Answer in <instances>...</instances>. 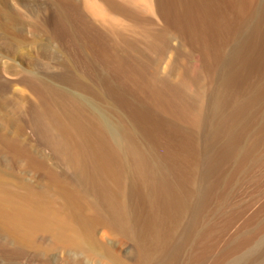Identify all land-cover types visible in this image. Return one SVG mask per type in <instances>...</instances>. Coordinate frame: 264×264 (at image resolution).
Masks as SVG:
<instances>
[{
  "label": "rangeland",
  "instance_id": "1",
  "mask_svg": "<svg viewBox=\"0 0 264 264\" xmlns=\"http://www.w3.org/2000/svg\"><path fill=\"white\" fill-rule=\"evenodd\" d=\"M117 1L124 9L110 0L62 2L67 11L56 0H0V83L14 102L0 119L22 117L25 111L15 108L27 110L42 97L61 99L59 109L81 138L80 147L107 150L91 119L64 103L80 96L105 110L123 145L145 152L141 176H132L133 161L123 158L124 200L137 241L121 245L118 227L97 231L119 258L133 263L136 242H152L143 235L144 220L137 223L152 211L159 214L157 242L165 245L163 254L157 247L153 264H188L191 252L201 251L195 242L216 247L203 263L189 264H215L223 255L221 264H264V245L242 261L247 250L233 252L264 223V0ZM73 4L81 5L92 31L82 30L71 15ZM80 30L91 36L87 50L61 36ZM197 115L200 120L192 123ZM23 137L56 165L53 150L30 125ZM0 165L11 168V158L0 155ZM13 165L15 183L20 177L35 187L44 184L28 163ZM39 235L32 244L19 243L1 225L0 264H117L106 249L98 247L99 259L92 260L85 252L52 246L51 235ZM260 236L257 241L264 242V232Z\"/></svg>",
  "mask_w": 264,
  "mask_h": 264
},
{
  "label": "bare ground",
  "instance_id": "2",
  "mask_svg": "<svg viewBox=\"0 0 264 264\" xmlns=\"http://www.w3.org/2000/svg\"><path fill=\"white\" fill-rule=\"evenodd\" d=\"M71 1L56 0V6L61 9L66 8L67 11L68 6L61 3H71ZM113 5L124 9L119 3L112 4L111 6ZM73 6L71 9L75 11V14L71 15L79 18L78 23L83 25L82 30L87 28L89 30L88 32H90L92 29L91 22L84 19L85 16L82 13L81 5L73 4ZM125 9L128 8L125 7ZM60 13L64 15L70 14L64 11H60ZM62 14L60 15L63 16ZM82 30L79 33L74 32L76 31L74 30L69 35L68 33L67 35L63 33L65 36H61L63 38L68 37V40L79 46L84 44L87 50L91 43V36H89V33L85 35ZM7 88L4 83H0L1 115L4 112L3 108L7 109L10 104L14 103L6 98ZM37 90L39 91L40 89L38 88ZM64 97L66 98V96ZM79 97H74V99L67 98V101H65L66 99H62L65 101H63L64 103H67L66 105L69 104L71 109L86 114L91 119L92 123L95 124V128H97V130L95 129L97 131L96 133L99 132L107 140L108 146L105 145L107 150H100L101 152H99V150L95 151L90 148V151H88V149H82L80 147L81 144L78 139L81 138H78L76 136L77 134H75L76 132L73 131L74 129L66 124L67 121L65 123L66 119L64 117L66 116L59 109L61 99L52 100L42 97L34 105L29 103L27 110H23V108L17 106L15 108L17 113L25 111L22 117L13 118L12 116L11 118V116L8 117L6 114V117L2 116L0 119L4 123H2V126L5 125L4 127L6 128L4 132H0V155H7L11 158V168H9L10 165L8 169L7 167H5L6 169L4 167L2 168L0 165V226L2 225L10 229L12 235L19 243L32 244L36 242L39 234H48L52 236V246H61L67 250L80 253L85 252L92 260L96 259L97 256L99 257L98 252L101 250L98 247H100L101 249H106L105 251L113 257V260L117 264H153L155 262L153 255L157 254V247H161L160 249L162 250L165 247L164 242H157L159 241L157 240V230L160 232L157 226V216L159 214L153 215L152 211H150L146 217L143 218L142 216L137 221V223H142L144 220L142 226L143 235L144 237H150L152 242H136L140 247L139 256L134 259L135 262L133 263L129 262V260L119 258V254L116 251L110 249V247L108 248V243L97 237V231L100 227L107 229L118 227L122 230L124 236V239L120 242L121 245L126 243L124 240L127 239L137 241L138 238L135 237V234L133 235L134 225L130 219L131 216L127 211L124 200L126 180L123 158L130 156L133 161V168L131 167L133 169L132 176H141V166L144 164L143 160L146 154L137 148L123 145L120 141V134L122 133L119 132L118 136L120 139L116 136L119 125L116 126L118 127L116 129L112 125L113 123L110 122V117L104 112L105 110L100 105H97L93 99L87 100L88 98L83 99ZM26 116L29 118H25ZM81 116L85 118L84 120L86 122L88 118L82 114ZM191 119L192 123H197L200 120V116L197 115L191 117ZM13 124H16L14 136L8 133V128L11 125L13 126ZM28 125L34 129L40 141L51 147L57 157L56 165H54L55 163L51 164L47 157L43 155V157L38 156L33 145L29 144L27 138L23 137ZM92 129L91 132L94 131ZM96 133H92L91 136H94ZM92 138L95 139L96 137L94 136ZM104 144L106 143L104 142ZM105 147L103 146L101 148L105 149ZM98 148L101 149L100 146ZM104 152H106V157H104ZM178 153L182 155L181 152H177L176 154ZM101 157L104 158L102 159ZM110 157L116 158L115 160L117 161L115 162L117 163L113 164ZM19 160L28 163L27 167L33 169L35 173L43 178L44 184L42 186H32L29 184V181L22 180L20 177L18 178V180L20 179L19 182L17 181L18 183H15L17 176L14 174L15 169L13 168L15 164L13 165V163H17ZM59 168L62 170H59ZM157 171H160L164 175L162 169H158ZM146 180L144 179V182H147ZM209 228H206L202 232V235H205L209 231ZM263 232L264 223L256 232L248 235L244 240L242 239L243 241L241 240L242 242L235 246L233 250L235 253L247 250L240 257V261L261 253L260 250L264 242L257 241V238ZM261 239L264 241V238ZM147 246L148 248L146 249ZM195 246L197 247L196 250L200 248L201 251L198 254L191 252V261L195 259L199 263H203L207 259L210 251L216 247V243L195 242ZM161 252L163 254L164 250ZM178 252L180 253L181 251L178 250ZM223 261L224 255L219 257L215 264H221Z\"/></svg>",
  "mask_w": 264,
  "mask_h": 264
},
{
  "label": "crops",
  "instance_id": "3",
  "mask_svg": "<svg viewBox=\"0 0 264 264\" xmlns=\"http://www.w3.org/2000/svg\"><path fill=\"white\" fill-rule=\"evenodd\" d=\"M110 1H112V2H110V3H109V5H112V4H118V3H120V2H118V1H117L118 3H116V2H114V3H113V1H114V0H110ZM90 3H91V2H90ZM91 4H92L93 6H95L94 2H93V3H91Z\"/></svg>",
  "mask_w": 264,
  "mask_h": 264
}]
</instances>
